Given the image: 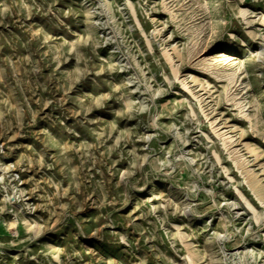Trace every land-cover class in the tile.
Wrapping results in <instances>:
<instances>
[{
	"label": "rangeland",
	"instance_id": "374dc122",
	"mask_svg": "<svg viewBox=\"0 0 264 264\" xmlns=\"http://www.w3.org/2000/svg\"><path fill=\"white\" fill-rule=\"evenodd\" d=\"M0 264H264V0H0Z\"/></svg>",
	"mask_w": 264,
	"mask_h": 264
}]
</instances>
